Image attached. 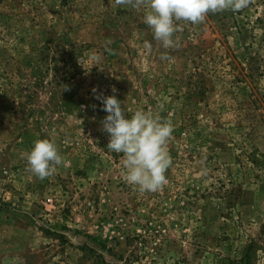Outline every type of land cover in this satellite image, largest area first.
I'll return each mask as SVG.
<instances>
[{
    "label": "rangeland",
    "instance_id": "obj_1",
    "mask_svg": "<svg viewBox=\"0 0 264 264\" xmlns=\"http://www.w3.org/2000/svg\"><path fill=\"white\" fill-rule=\"evenodd\" d=\"M147 10L0 0V264H264V0L178 21L168 48ZM99 95L173 125L157 191L127 182ZM43 138L67 163L40 178Z\"/></svg>",
    "mask_w": 264,
    "mask_h": 264
},
{
    "label": "clouds",
    "instance_id": "obj_2",
    "mask_svg": "<svg viewBox=\"0 0 264 264\" xmlns=\"http://www.w3.org/2000/svg\"><path fill=\"white\" fill-rule=\"evenodd\" d=\"M127 2L118 0L121 4ZM246 4L247 0H148L150 10L145 12L144 22L153 31L154 38L168 48L175 45L173 36L179 28L178 21L199 23L210 11H236ZM145 46L152 47L148 41ZM162 58L170 59L167 56ZM97 98L103 101V108L108 113L102 122L103 129L110 134L107 148L123 154L127 182L138 186L142 192L157 191L167 182L165 173L171 164L167 143L173 125L143 108L137 109L130 118L126 117L125 113L129 111L115 95H99ZM26 159L32 172L40 178L51 175L57 165L67 163L55 140L49 138L36 140Z\"/></svg>",
    "mask_w": 264,
    "mask_h": 264
}]
</instances>
